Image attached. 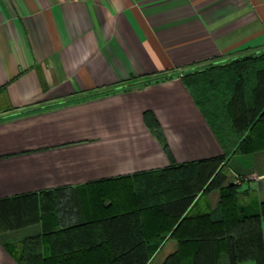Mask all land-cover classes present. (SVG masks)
Masks as SVG:
<instances>
[{
  "label": "crops",
  "instance_id": "1",
  "mask_svg": "<svg viewBox=\"0 0 264 264\" xmlns=\"http://www.w3.org/2000/svg\"><path fill=\"white\" fill-rule=\"evenodd\" d=\"M262 52L264 0H0V211L19 225L0 235V264H19L7 242L91 212L98 226L111 203L100 202L105 183L221 155L187 74ZM232 159L257 163L258 193L250 185L239 192L255 211L264 201V152ZM218 198L212 190L194 205L207 211ZM111 230L115 248L85 256L132 257L131 243L145 238ZM257 240L245 239L247 257L257 255ZM176 249L167 236L148 263Z\"/></svg>",
  "mask_w": 264,
  "mask_h": 264
},
{
  "label": "trees",
  "instance_id": "2",
  "mask_svg": "<svg viewBox=\"0 0 264 264\" xmlns=\"http://www.w3.org/2000/svg\"><path fill=\"white\" fill-rule=\"evenodd\" d=\"M187 75L193 77L185 81L223 153L199 161L171 163L103 184L100 202L111 203L102 208L98 226L92 220L97 213L91 212L90 220L48 227L17 244L5 243L19 264H149L151 254L167 236L176 241L177 249L162 264H219L222 254L227 256V264H242L252 258L246 256L252 250L245 241L251 237H258L255 264H264V201L257 210L247 212L239 194L240 187H248L259 170L257 163L236 170L231 179L228 176L233 156L264 152V52ZM194 83L203 88H193ZM212 190L219 193L216 206L207 211L195 207L198 196ZM108 220L130 222L126 228L111 226L144 235L128 248L134 256H85L96 247L115 248L107 240L113 232ZM18 226L8 220L6 223L0 211V235ZM139 251L142 256L136 255Z\"/></svg>",
  "mask_w": 264,
  "mask_h": 264
},
{
  "label": "rangeland",
  "instance_id": "3",
  "mask_svg": "<svg viewBox=\"0 0 264 264\" xmlns=\"http://www.w3.org/2000/svg\"><path fill=\"white\" fill-rule=\"evenodd\" d=\"M251 167V163L249 162H238L237 160H230L229 162V169L230 171L232 172V175L235 174V171H240L242 169H247ZM253 180H250L249 181V185L251 186V189H252V194H256L258 193L256 190H257V183L254 181V179H259V176L254 174L252 176Z\"/></svg>",
  "mask_w": 264,
  "mask_h": 264
}]
</instances>
